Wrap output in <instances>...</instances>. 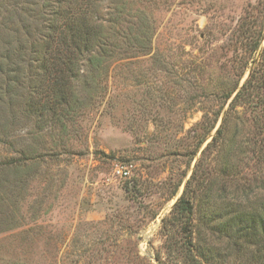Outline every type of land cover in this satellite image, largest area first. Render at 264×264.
<instances>
[{
  "label": "rangeland",
  "instance_id": "rangeland-1",
  "mask_svg": "<svg viewBox=\"0 0 264 264\" xmlns=\"http://www.w3.org/2000/svg\"><path fill=\"white\" fill-rule=\"evenodd\" d=\"M48 1L0 0V264H264V0H65L111 20L113 58L57 82L12 50ZM251 71L260 106L228 109Z\"/></svg>",
  "mask_w": 264,
  "mask_h": 264
},
{
  "label": "trees",
  "instance_id": "trees-1",
  "mask_svg": "<svg viewBox=\"0 0 264 264\" xmlns=\"http://www.w3.org/2000/svg\"><path fill=\"white\" fill-rule=\"evenodd\" d=\"M65 0H50L42 5L44 19L37 26L33 32L32 39H21L15 41L16 45L9 48L12 41H4L9 50H13L20 53L24 49L29 51V68L33 69H55V73L52 77L55 78L54 82H57L63 75L62 70L72 71L71 69H108L109 60L113 55V50H110V42L112 36V30L109 19L99 18L95 15V11L90 8L76 7L72 9H65ZM90 5L94 0H86ZM82 9V10H81ZM48 10V13L46 12ZM82 15L85 19V24H78L79 20L75 19ZM38 31V32H37ZM37 32V33H36ZM35 35V36H34ZM24 40V41H23ZM26 40V41H25ZM43 40L41 48L39 49L37 42ZM258 40H255L253 50L257 51L259 44ZM5 47V46H4ZM1 48V47H0ZM48 52L53 53V57H49ZM2 53V50L0 51ZM6 53V52H5ZM10 53L1 54L0 56V68L3 67L6 60V68H10L13 61L9 59ZM49 59L51 61H49ZM260 60L264 61V47L260 52ZM254 63L255 60H253ZM15 64V63H14ZM257 64L251 69H256ZM252 71L249 76L244 80L238 90L235 92L233 98L230 101L228 109H232L237 104H246L250 106H260V94L259 89L261 85L253 82ZM176 215L180 216L183 221L182 233L186 237L187 242H191L189 238L192 236L193 207L189 200L180 196L175 202ZM231 219H227L224 225H220L221 230L226 229L228 226L232 227ZM253 222L259 224L260 230L254 232L252 239L244 238V242L250 244H256L259 248L264 250V217L258 216V219H253ZM240 226L237 227L236 232L238 236L247 235V227L239 222ZM229 228V227H228ZM247 245V244H246ZM189 252V251H186ZM194 258L193 256L191 257Z\"/></svg>",
  "mask_w": 264,
  "mask_h": 264
},
{
  "label": "built area",
  "instance_id": "built-area-1",
  "mask_svg": "<svg viewBox=\"0 0 264 264\" xmlns=\"http://www.w3.org/2000/svg\"><path fill=\"white\" fill-rule=\"evenodd\" d=\"M132 163H115L112 168V174L116 177H129L132 173Z\"/></svg>",
  "mask_w": 264,
  "mask_h": 264
}]
</instances>
